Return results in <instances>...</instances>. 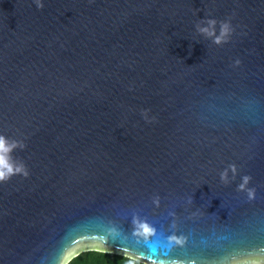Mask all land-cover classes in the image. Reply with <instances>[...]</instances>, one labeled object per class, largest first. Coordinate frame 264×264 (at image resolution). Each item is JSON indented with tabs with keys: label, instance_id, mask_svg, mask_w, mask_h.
<instances>
[{
	"label": "water",
	"instance_id": "water-1",
	"mask_svg": "<svg viewBox=\"0 0 264 264\" xmlns=\"http://www.w3.org/2000/svg\"><path fill=\"white\" fill-rule=\"evenodd\" d=\"M43 4L0 0V264H264V0Z\"/></svg>",
	"mask_w": 264,
	"mask_h": 264
},
{
	"label": "clouds",
	"instance_id": "clouds-1",
	"mask_svg": "<svg viewBox=\"0 0 264 264\" xmlns=\"http://www.w3.org/2000/svg\"><path fill=\"white\" fill-rule=\"evenodd\" d=\"M35 3L38 8L43 9L44 4L43 0H35ZM216 20L210 19L208 20L209 27H201L199 28V31L203 34H206L208 36H215V43L221 44L226 43L228 41V38L230 37L231 33L233 32V28L231 27L230 21L222 22L221 23V31L220 35L216 36L215 34V25ZM237 64L240 63L239 60L236 61ZM147 112V110H145ZM17 147L23 149L26 147L23 143H18L16 141H12L11 143L4 137L0 136V182H4L9 180L13 175L15 174H22L25 178H27L30 175V172L28 171L27 167L23 163L17 164L15 160L13 159L11 153L14 149ZM233 171L235 172V166H232ZM222 179L227 181V172H224L222 174ZM249 177H244L245 183L249 180ZM241 188L244 187V185H240ZM139 234L143 235L144 237H149L153 233V229L148 224H139L138 225ZM176 243H180V240H177L175 237H173Z\"/></svg>",
	"mask_w": 264,
	"mask_h": 264
},
{
	"label": "trees",
	"instance_id": "trees-1",
	"mask_svg": "<svg viewBox=\"0 0 264 264\" xmlns=\"http://www.w3.org/2000/svg\"><path fill=\"white\" fill-rule=\"evenodd\" d=\"M67 264H145L121 253L91 249L73 257Z\"/></svg>",
	"mask_w": 264,
	"mask_h": 264
},
{
	"label": "snow or ice",
	"instance_id": "snow-or-ice-1",
	"mask_svg": "<svg viewBox=\"0 0 264 264\" xmlns=\"http://www.w3.org/2000/svg\"><path fill=\"white\" fill-rule=\"evenodd\" d=\"M75 243H76L75 240L70 241V242L67 244V246L64 248L63 251H67V249L73 247V246L75 245ZM143 243L146 244V245H148L149 248H150V250H151L152 252H155V248L151 247V245L149 244V242H148L147 239H145V240L143 241ZM60 258H61V259L63 258V252H62ZM58 264H59V261H58Z\"/></svg>",
	"mask_w": 264,
	"mask_h": 264
}]
</instances>
